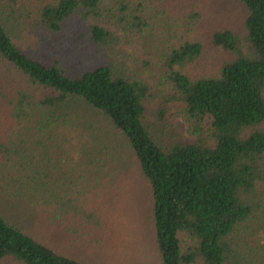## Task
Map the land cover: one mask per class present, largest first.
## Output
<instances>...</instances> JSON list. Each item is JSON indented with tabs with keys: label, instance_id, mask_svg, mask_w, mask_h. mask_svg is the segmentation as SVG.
<instances>
[{
	"label": "trees",
	"instance_id": "obj_1",
	"mask_svg": "<svg viewBox=\"0 0 264 264\" xmlns=\"http://www.w3.org/2000/svg\"><path fill=\"white\" fill-rule=\"evenodd\" d=\"M233 1L242 9L238 25L219 27L208 42L232 59L195 74L202 41L161 53L166 105H180L194 138L186 143L173 126L150 122L152 90L121 60L74 68L66 57L41 55L74 17L89 24L88 42L102 51L125 44L120 34L165 21L176 0H39L27 12L21 1L0 0V264H82L16 225L1 204H21L40 225L95 241L88 228L106 226L104 199L119 187L121 150L148 182L160 264H264V0ZM109 11L116 29L107 26ZM85 109L106 119L119 143L104 139L93 162L66 169L42 138L76 124ZM95 166L106 173L88 175Z\"/></svg>",
	"mask_w": 264,
	"mask_h": 264
},
{
	"label": "rangeland",
	"instance_id": "obj_2",
	"mask_svg": "<svg viewBox=\"0 0 264 264\" xmlns=\"http://www.w3.org/2000/svg\"><path fill=\"white\" fill-rule=\"evenodd\" d=\"M21 1L25 12L32 10L39 0ZM176 7H170L165 14V21L150 23L141 35L136 33L120 34L125 44L98 51L88 42V23L78 17L64 25L57 36L51 38L48 50L43 49L41 55L45 59L58 55L70 66L78 68L102 58L121 60L125 69L131 74H139L150 86L152 97L147 102L148 117L151 123L159 128L172 127L176 139L186 143L194 142L189 133V127L179 116L180 105L167 104L171 91L164 80L165 69L161 64V53L172 45L178 46L185 40H199L205 45L203 56L192 68L193 73L212 72L223 62L232 57L223 50L213 49L209 42V34L223 25L236 26L239 23L242 9L233 0H176ZM196 7V8H194ZM199 14L194 18L191 9ZM116 10V8H114ZM115 11H109L112 17L107 26L117 27L118 16ZM197 19V21H196ZM124 26V24H122ZM165 110V117L159 119L160 112ZM79 121L70 126L59 127L52 137H43V143L49 150L50 157L55 162H61L66 169L75 168L86 162H93L96 146L102 147L104 139L113 146L119 141L114 128L106 119L94 115L91 111L81 110L77 114ZM212 120L206 123L210 129ZM100 147L98 148L100 151ZM118 152L115 165L123 175L118 179L119 187L107 192L105 219L106 226L100 231L92 229L89 234H95L96 240L83 242L81 239L54 230L48 224L40 225L36 217L29 218L28 210L21 204H1L10 220L24 230L35 235L48 247L62 255L72 258L82 264H160L158 250L153 237L152 203L150 188L142 176L134 159L125 150ZM109 164V172L114 171V165ZM88 175H95L97 170ZM94 170V169H92ZM91 185L95 186L93 182ZM1 211V209H0Z\"/></svg>",
	"mask_w": 264,
	"mask_h": 264
}]
</instances>
